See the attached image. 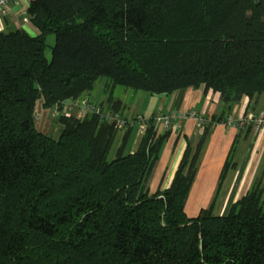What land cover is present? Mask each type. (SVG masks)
<instances>
[{
    "label": "trees",
    "instance_id": "trees-1",
    "mask_svg": "<svg viewBox=\"0 0 264 264\" xmlns=\"http://www.w3.org/2000/svg\"><path fill=\"white\" fill-rule=\"evenodd\" d=\"M26 17L36 36L0 32V264H264V171L224 215L184 210L209 130L264 94V0H30ZM101 80L112 114L118 88L218 94L163 190L147 188L170 133L155 116L129 154L130 129L116 146L101 115L62 114ZM38 101L57 139L36 130Z\"/></svg>",
    "mask_w": 264,
    "mask_h": 264
},
{
    "label": "crops",
    "instance_id": "crops-1",
    "mask_svg": "<svg viewBox=\"0 0 264 264\" xmlns=\"http://www.w3.org/2000/svg\"><path fill=\"white\" fill-rule=\"evenodd\" d=\"M29 1L10 0L11 12L0 20V32L22 29L32 37L38 34L26 17ZM104 86L105 81H99L95 88L86 93L83 98L97 104L104 110V114L110 115L112 114L110 106L105 103L103 95ZM114 100L119 103L115 114L128 123L125 131L131 130L124 146L125 153L132 154L137 150L144 132L142 124L149 117L171 116L173 118L171 128L167 129L170 133L162 144L157 162L147 182L150 194L167 187L185 146H194L200 135L197 121L187 119L177 122L175 117L194 112L200 118L210 119L218 117L223 111L218 94L205 91L202 86L177 90L171 94H149L117 89L114 92ZM65 103L67 105L71 102L66 101ZM40 108L41 113L38 114V111L35 114L36 130L57 139L62 125L57 121L55 113L50 109H43L41 102ZM263 110L264 94L253 101L247 98L242 99L231 108V114H228L238 120L249 111L257 114ZM37 120L42 122L36 125ZM248 132V129L241 125L238 127L234 122L219 123L209 130L186 202L188 210L192 212L191 215L197 210H207L209 207L212 208L213 213L218 210V215H224L234 202L249 191L254 181L262 176L264 130ZM124 133L118 134L116 146L119 145ZM229 157L230 166L220 183L223 167Z\"/></svg>",
    "mask_w": 264,
    "mask_h": 264
},
{
    "label": "built area",
    "instance_id": "built-area-1",
    "mask_svg": "<svg viewBox=\"0 0 264 264\" xmlns=\"http://www.w3.org/2000/svg\"><path fill=\"white\" fill-rule=\"evenodd\" d=\"M11 12L10 8V0H0V20L8 16ZM62 114L64 116L75 115L76 118L82 119L86 115L96 114L101 115L104 119H106L109 123L114 125V128L118 133H124L128 128V123L124 121L122 117L118 114H103L97 104L89 101L87 98H82L80 100L73 101L64 106ZM173 118L171 116H158L155 117V128L157 134L163 133L165 130L171 128V122ZM193 119L198 122V125L201 124L200 116L195 114L194 112H188L184 114H180L175 117L177 122H181L182 120ZM227 122H234L236 125H241L244 127H250L251 131L258 132L259 130H264V110L255 114L252 111L248 112L244 117L235 120L231 117H228ZM142 126L145 128L144 124ZM175 128V126H174Z\"/></svg>",
    "mask_w": 264,
    "mask_h": 264
},
{
    "label": "rangeland",
    "instance_id": "rangeland-1",
    "mask_svg": "<svg viewBox=\"0 0 264 264\" xmlns=\"http://www.w3.org/2000/svg\"><path fill=\"white\" fill-rule=\"evenodd\" d=\"M53 42H54V40H53V37H52V36L47 37L46 43H47L48 47H47L46 50H45V57H46L47 59L50 58V46L53 45ZM118 90H119V91H122L123 89H122V88H118ZM38 106H39V107H38ZM38 109H39V110H38ZM38 111H39V112H38ZM41 111H42V109L40 108V101H38V102H37V105H36L35 112H36V113L38 112V114H39V113H41ZM55 115H56V114H55ZM55 115H54V116H55ZM39 122H42V121L37 120V121H36V125H38ZM188 197H189V196H188ZM184 210H185L186 215H187V216H191V217H195V216L198 214V212L200 211V210H197V211H195V213H194L193 215H191L192 212H191V210H190V211L188 210V208H187V204L185 205V209H184ZM214 213L218 215V214H219V211L216 210Z\"/></svg>",
    "mask_w": 264,
    "mask_h": 264
}]
</instances>
